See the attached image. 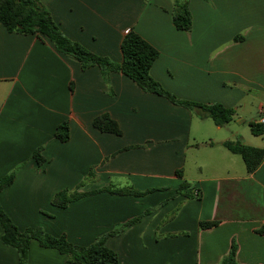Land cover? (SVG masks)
<instances>
[{"label": "crops", "instance_id": "crops-1", "mask_svg": "<svg viewBox=\"0 0 264 264\" xmlns=\"http://www.w3.org/2000/svg\"><path fill=\"white\" fill-rule=\"evenodd\" d=\"M38 1L67 38L117 64L125 35L137 32L159 51L151 76L177 99L233 109L239 125L248 106L256 109L251 122L264 118V0ZM178 3L192 14L189 32L173 26ZM102 114L119 124L121 136L94 128ZM206 117L143 92L121 73L83 71L48 39L11 33L0 23V180L15 173L0 204L21 232L42 227L88 246L143 215L106 241L120 264H223L233 244L238 264H264V235L256 233L264 226V159L249 174L223 146L232 140L199 133L195 123ZM65 121L70 140L61 143L56 129ZM231 133L246 144L241 130ZM256 138L249 146L264 149V136ZM38 149L43 165L32 157ZM184 181L201 199L176 195ZM83 182L80 193L156 191L52 205L58 192ZM213 221L219 224L200 228ZM2 236L0 227V264H19ZM27 264L69 263L32 241Z\"/></svg>", "mask_w": 264, "mask_h": 264}, {"label": "trees", "instance_id": "trees-1", "mask_svg": "<svg viewBox=\"0 0 264 264\" xmlns=\"http://www.w3.org/2000/svg\"><path fill=\"white\" fill-rule=\"evenodd\" d=\"M0 23L11 33L36 34L41 38L48 39L54 45L57 52L71 56L79 61L83 71L92 67H98L105 76L109 73H121L133 81L143 92L158 95L175 105L184 106L188 109H199L204 113V116L211 118L216 126L219 127L229 124L234 120L235 111L233 109L226 108L221 104L204 105L181 101L165 90L150 73L153 65L159 58V51L134 30L129 31L122 41L121 52L123 61L117 64L108 58L90 52L80 44L67 38L53 20L50 12L38 0H0ZM172 23L179 31H191L193 18L186 3H178L174 8ZM93 126L102 133L115 136L122 135L119 124L108 114L95 117ZM250 126L251 133L254 136H264L263 124L251 123ZM56 138L61 143H66L70 140L68 121L61 123L57 127ZM223 146L232 154L242 157L249 174L255 171L264 159V149L261 148L232 141L223 143ZM42 152V149H38L32 156L39 165H43L46 162ZM176 175L179 178L183 177L181 171H177ZM90 176H92V173L89 174ZM14 179L15 173L2 178L0 180V193L12 185ZM83 185L84 182L73 193L67 189L58 192L52 199V205L58 208H67L72 203L102 193L113 196L139 198L156 191L137 192L131 188L118 190L105 188L89 193L78 192V189ZM176 195L183 196L189 200H199L202 197L201 192L192 189L186 181L181 184ZM142 216L127 221L118 230L110 232L87 247H79L70 243L66 236L54 237L45 233L41 228H28L23 232L19 231L0 204V227L3 230L2 242L4 245L17 250L19 253V264H27L29 247L32 241H37L43 248L58 251L62 256L66 257L69 264H120L118 255L106 246V241L109 237L121 234L125 228L140 221ZM218 224V222L214 221L201 222L200 228L210 229L216 227ZM256 233L264 235V226L257 230ZM236 252L237 246L233 244L223 264H238L236 262Z\"/></svg>", "mask_w": 264, "mask_h": 264}, {"label": "rangeland", "instance_id": "rangeland-1", "mask_svg": "<svg viewBox=\"0 0 264 264\" xmlns=\"http://www.w3.org/2000/svg\"><path fill=\"white\" fill-rule=\"evenodd\" d=\"M245 109V107L243 108ZM248 115H246L248 117V119L246 118V121L239 125V121L238 120H234L232 122H230L229 124H226L224 125L221 129H218V127L216 126V124L214 123V121L209 118V117H206L208 120H206L205 123L201 122V121H198V123H195V126L196 124L199 125L198 127V131L199 133H202L204 134L205 132H207L208 135H210L211 137H214V138H223V137H227L229 138L230 140H232V142H241V140L239 139H236V138H233L232 136V133H231V130H235V129H239L242 131V137H244L245 139V143L244 145H254L255 144V141L257 140V136H254L252 133H251V122L252 119H250L251 117L255 116V113H256V109L253 107V106H248ZM204 114V113H203ZM250 115H253V116H250ZM251 122V123H250ZM261 124V123H259ZM227 152V151H226ZM232 154V153H231ZM235 155V154H233ZM233 155H230V156H233ZM233 158H235V161L237 162L238 166H242V168L246 169V165H245V162L243 161L242 157L239 156V155H235ZM81 185L78 184L77 186H73L75 188H73L72 190H69L71 193L75 192L76 189ZM67 189V188H66ZM68 190V189H67ZM53 199V198H52ZM44 212V211H43ZM45 213V212H44ZM35 228H41L44 230L45 233L51 235L50 233H48L46 231V229L42 228V227H35ZM118 230V229H117ZM110 232H106L102 235H99L97 238H95L94 242L98 239H101L103 236L109 234ZM118 235V234H117ZM117 235H114V236H117ZM52 236V235H51ZM112 236V237H114ZM110 238V237H109ZM94 242H91L89 245H91L92 243ZM75 245V244H74ZM88 245V246H89ZM78 246V245H77ZM79 247H87V246H79Z\"/></svg>", "mask_w": 264, "mask_h": 264}, {"label": "built area", "instance_id": "built-area-1", "mask_svg": "<svg viewBox=\"0 0 264 264\" xmlns=\"http://www.w3.org/2000/svg\"><path fill=\"white\" fill-rule=\"evenodd\" d=\"M261 124H263V125H264V118L261 120Z\"/></svg>", "mask_w": 264, "mask_h": 264}]
</instances>
